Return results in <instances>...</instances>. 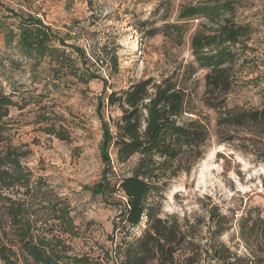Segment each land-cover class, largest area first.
<instances>
[{
  "label": "trees",
  "instance_id": "trees-1",
  "mask_svg": "<svg viewBox=\"0 0 264 264\" xmlns=\"http://www.w3.org/2000/svg\"><path fill=\"white\" fill-rule=\"evenodd\" d=\"M238 1L182 5L181 23H166L160 32L175 35L181 42L188 30L185 23L198 19L191 37L194 61L180 62L160 78L138 80L98 99L104 160L110 150L120 163L138 156L132 174L111 187L122 192L125 201L113 223L120 241L105 252L109 264H264V217L259 210H248L239 221L247 250L239 254L222 240L232 220L218 206L208 210L207 216L181 217L164 214L162 203L169 181L191 170L210 137L195 100L198 70H206L201 101L217 113L218 126L248 127L264 139V107L229 104L235 68L250 48L254 29L239 16ZM4 7L0 35L7 45L15 42L25 57L37 65L48 63L58 76L64 70L73 73L74 83L87 84L99 76L88 65L91 59L85 47L72 42L70 31L62 35L33 12ZM99 53L108 58L110 74H119L117 52L101 48ZM96 54L92 57L98 62ZM16 92L15 86L7 91L0 82V264H105L89 253L74 252L66 237L78 235L70 202L44 176H35L23 164L30 150L12 143L8 118L18 105ZM103 108H117L120 115L105 120ZM45 129L67 139L51 126ZM105 189L100 183L95 193ZM142 222L145 227L134 234L132 229Z\"/></svg>",
  "mask_w": 264,
  "mask_h": 264
},
{
  "label": "rangeland",
  "instance_id": "rangeland-1",
  "mask_svg": "<svg viewBox=\"0 0 264 264\" xmlns=\"http://www.w3.org/2000/svg\"><path fill=\"white\" fill-rule=\"evenodd\" d=\"M200 1L0 0V15L6 13L4 6H10L37 14L62 35L70 31L77 40L72 42L85 47L91 59L89 67L99 75L87 84L74 83L73 73L64 70L58 76L48 63L37 65L19 51L15 42L7 45L0 35V82L7 91L11 85L17 90L18 105L11 108L8 118L12 143L30 150L23 164L35 176H44L70 202L78 235L66 237L76 253H89L109 264L105 252L120 241L113 223L125 201L123 193L111 187L131 175L138 161L134 156L120 163L112 150L104 160L98 99L138 80L160 78L180 62H193L191 37L199 26L198 19L185 23L188 30L181 42L160 30L166 23H181L178 16L182 5ZM238 4L239 16L254 29L250 48L242 53L235 68L236 83L229 104L263 108L264 0H239ZM101 48L117 52L119 74H110L108 58L99 53ZM93 53H97L95 58L99 56L98 62ZM205 74L206 70L200 69L195 75V100L198 112L208 123L210 137L203 156L192 162L191 170L169 181L163 191V212L181 217L207 216L208 210L218 206L232 220L222 240L235 252L245 254L241 217L248 210H259L264 217L262 137L248 127L218 126L217 113L201 101ZM101 112L105 120L120 115L117 108H103ZM47 126L67 139L49 133ZM100 183L106 189L95 193ZM144 227L142 222L132 231L139 234Z\"/></svg>",
  "mask_w": 264,
  "mask_h": 264
}]
</instances>
